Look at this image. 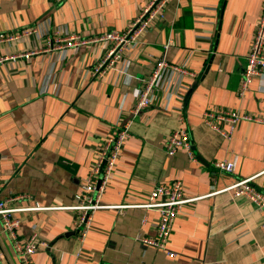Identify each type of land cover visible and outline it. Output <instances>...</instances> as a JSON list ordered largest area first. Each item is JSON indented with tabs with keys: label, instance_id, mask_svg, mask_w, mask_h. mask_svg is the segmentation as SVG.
<instances>
[{
	"label": "crops",
	"instance_id": "crops-1",
	"mask_svg": "<svg viewBox=\"0 0 264 264\" xmlns=\"http://www.w3.org/2000/svg\"><path fill=\"white\" fill-rule=\"evenodd\" d=\"M147 1L0 0V35L36 29L0 41V58L7 59L0 65V200L24 196L11 206L48 208L16 214L22 238L36 232L47 244L32 264H264V215L226 190L255 177L253 185L264 192V75L239 95L264 0L173 1L164 20L101 79L92 72L104 43L56 49L57 35L86 40L124 31ZM26 53L35 54L22 58ZM163 58L192 74L166 76L181 98L172 90L160 93L130 121L142 80ZM212 110L253 120L240 122L229 140L206 124L204 113ZM127 120L130 136L101 194L113 208L94 212L81 240L76 212L68 208L105 140ZM181 129L196 161L183 150L166 152L168 138ZM216 161L233 162L235 169L220 171ZM175 181L186 198L199 200L185 205L173 224L171 259L138 238L157 232L160 212L142 207L151 191ZM0 264H23L1 221Z\"/></svg>",
	"mask_w": 264,
	"mask_h": 264
},
{
	"label": "built area",
	"instance_id": "built-area-1",
	"mask_svg": "<svg viewBox=\"0 0 264 264\" xmlns=\"http://www.w3.org/2000/svg\"><path fill=\"white\" fill-rule=\"evenodd\" d=\"M173 1L180 2L182 0H148L129 26L122 32L110 31L104 35L86 40L77 36H70L63 40L57 35L56 49L60 50L92 43H104L108 48L101 59L95 64L92 72L94 78L101 79L109 71L115 70L121 62L124 63L127 55L140 45L145 33L153 25L164 20L166 10ZM35 32L36 29H32L25 31L21 35L7 37L0 35V41H13L21 36H31ZM33 54L35 53H26L21 57L29 59ZM6 60V58H0V65ZM171 73L182 76L192 75L188 69L173 63H168L164 58L158 60L151 74L142 80L141 86L136 92L135 105L129 112L130 118L138 116L141 111L153 106L158 100L160 93L171 92L172 90L181 98L182 94L179 92L180 87H178V84L167 87L166 76ZM261 75H264V8L242 74L239 95L243 97L248 91L254 77ZM204 119L208 126L229 140L234 135L236 126L240 122L253 120L249 115L219 110L206 111L204 113ZM129 122L128 120L124 121V123L122 122L116 134L105 140L99 160L88 175L82 192L75 195V204L68 208L76 212L75 225L81 240L86 237L91 226L92 214L98 210L113 208L110 205L102 203L101 194L105 190L114 171L124 142L129 137ZM223 123L229 127L228 130H224L221 127ZM181 150L185 151L192 161H196L192 145L184 129L173 132L166 142V152L169 156H174ZM213 166L220 171L228 173H232L235 169V164L227 161H216L213 163ZM254 179L255 177L243 179L226 190L233 192L234 197L247 198L264 215V192L258 190L253 185ZM22 198L25 197L15 196L0 200V221L4 233L7 235L11 246L23 264H32L33 256L38 250L46 247L47 244L36 232L32 233L26 239L22 238L18 232L21 227V220L16 217V214L45 211L48 208L40 205L31 208H15L11 206L12 203ZM197 200L199 199L186 198L181 181H175L169 187L157 185L150 193L149 202L142 206L145 209H154L160 212L156 235L154 237L138 238V240L143 245L162 251L168 257L174 259L176 254L168 250L173 224L184 206ZM118 208L124 207L120 206ZM55 209L65 208L57 207Z\"/></svg>",
	"mask_w": 264,
	"mask_h": 264
},
{
	"label": "rangeland",
	"instance_id": "rangeland-1",
	"mask_svg": "<svg viewBox=\"0 0 264 264\" xmlns=\"http://www.w3.org/2000/svg\"><path fill=\"white\" fill-rule=\"evenodd\" d=\"M263 8H264V5H263V7H262V10H263ZM261 14H262V13H261ZM260 18H261V16H260ZM136 117H137V116H136ZM136 117H134V118H130V121H134V120L136 119ZM129 136H130V130H129ZM128 138H129V137H128ZM128 138L125 140V142H124V146H125V143H126V141L128 140ZM119 160H120V156H119V159L117 160V163H116L115 168H114V171H113V173H112V175H111V177H110V180H112V178H113V176H114V173H115V170H116V168H117V165H118ZM86 181H87V178H86ZM86 181L84 182V185H85ZM83 187H84V186H83ZM75 228H76V227H75Z\"/></svg>",
	"mask_w": 264,
	"mask_h": 264
},
{
	"label": "water",
	"instance_id": "water-1",
	"mask_svg": "<svg viewBox=\"0 0 264 264\" xmlns=\"http://www.w3.org/2000/svg\"><path fill=\"white\" fill-rule=\"evenodd\" d=\"M190 94L187 95V98L189 97Z\"/></svg>",
	"mask_w": 264,
	"mask_h": 264
}]
</instances>
